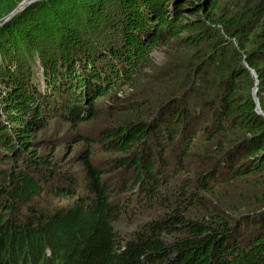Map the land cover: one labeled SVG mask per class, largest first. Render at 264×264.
I'll list each match as a JSON object with an SVG mask.
<instances>
[{
	"label": "trees",
	"instance_id": "16d2710c",
	"mask_svg": "<svg viewBox=\"0 0 264 264\" xmlns=\"http://www.w3.org/2000/svg\"><path fill=\"white\" fill-rule=\"evenodd\" d=\"M20 1L0 0V22ZM217 6L43 0L4 21L0 264H264V0L216 17ZM98 22L101 31L89 33ZM37 36L33 48L23 40ZM170 40L180 53L152 107L141 98L129 110L127 99L106 107L134 114L102 129L98 142L133 166L132 181L104 180L85 137V176L74 185L64 172L69 187L51 185L58 168L36 156L33 134L50 119L78 131L98 113L97 99L133 81ZM122 218L133 226L127 233Z\"/></svg>",
	"mask_w": 264,
	"mask_h": 264
},
{
	"label": "rangeland",
	"instance_id": "374dc122",
	"mask_svg": "<svg viewBox=\"0 0 264 264\" xmlns=\"http://www.w3.org/2000/svg\"><path fill=\"white\" fill-rule=\"evenodd\" d=\"M40 1L43 0H37L34 2H40ZM240 3H242V0H218V6L215 9L214 14L216 17L220 15L223 16L232 15L235 13V10L238 8ZM22 22L25 24L24 26H27L29 24V23L27 24V22H29L27 19L23 20ZM3 23L4 22H0V26ZM111 26H113V24L110 25L109 27ZM101 29H102L101 23L98 22L94 26L89 27L87 31L89 33L95 32L96 34V32L101 31ZM209 31L215 33L214 35L215 38H219L220 36H223L222 34L223 32L221 29H217L216 31H213L212 29ZM102 32L105 35L108 32V29H105ZM42 38L43 37L37 36V37H28V39L26 38L23 40L29 42L28 44H31L33 48L34 46L39 45V43L37 42ZM104 42L108 43V39L105 38L103 41H100L99 47L103 46ZM178 48H181V46L178 45L177 42L170 40L164 45H162L159 49L154 50L150 54V57H148L149 60L148 64L150 65H148L147 67H143L138 73V76L133 78V81L129 82L125 87L121 88V90L118 93H113L112 90V92L108 94L107 99L106 98L97 99L95 105L97 107L98 113H96L92 121H89L87 123H82L78 131H75L72 127L68 126L65 123L60 122L59 120L50 119L49 122H47L42 127L41 130L33 134L32 140L33 142H35V144L32 146V150L36 152V156L49 158V160L54 163L55 167L57 166L56 168H58L55 169L54 173L49 177L50 178L49 182L51 185L53 186L60 185L61 187L64 188L69 187L62 180V176L67 172L69 175L72 174L75 177L74 185L76 184V179L79 181L78 177L85 176V169L79 162V155L82 152H84L86 148L85 146L86 143L84 140L85 137H88L90 139L91 142H89V145L91 143L94 144L93 148L91 149V151L93 152L92 156L94 157L93 163L99 169L105 171L103 174L104 180H109L111 183H116V181L119 180L121 181L122 179L127 178V180L129 181L126 185H128L132 181L131 178L134 172L133 166L131 168L130 165L126 167H121L120 166L121 164L118 165L117 162L113 161V159L118 155H112L111 152L105 151L103 144H99L98 142L99 140H101L100 131L102 129L107 127L109 124L111 125L113 123L116 124V122L124 118L125 115H127L129 118L132 117L134 114L132 115V111L127 113L121 111H118L117 113H112L107 111L106 107H110V105L114 101V98L127 99V101H121L124 105L127 103L128 104L131 103L130 98L132 100L136 98L138 99L141 98L143 99L144 102L151 101V105H150L151 108L152 105L155 103V101L159 99V95L157 94V91L163 90V88H166V86L169 84V77H167L166 75L174 68L175 65L173 64L174 57L176 54L180 53V49ZM187 58L189 57L187 56L185 60H187ZM2 77H4L3 74ZM4 87L5 84L2 83V81L0 80V91L4 89ZM253 89H256V87H254ZM253 89L251 91L252 97H254ZM125 106L126 107L124 110H129L128 108L132 107L128 105ZM138 110H142V109H138ZM26 154L30 155V153H26ZM23 155L24 158L27 157V155L25 154H20L19 157H13V159L16 160V163H20L19 161H17V159L22 158ZM12 160L11 162H13ZM190 167L188 166L187 168ZM135 187H133L131 190L135 191ZM78 192H79L78 193L79 196L86 194L81 189H79ZM224 192L225 190H221V193L223 194V199L227 200L228 198L224 196ZM47 200L48 202L51 201V203L54 201L52 198H49ZM57 203H61V202L59 201ZM41 205H45V204L42 203ZM129 223L130 221L125 222V219L122 218L118 228L122 232L127 233L133 228L132 225H128Z\"/></svg>",
	"mask_w": 264,
	"mask_h": 264
},
{
	"label": "water",
	"instance_id": "95a60500",
	"mask_svg": "<svg viewBox=\"0 0 264 264\" xmlns=\"http://www.w3.org/2000/svg\"><path fill=\"white\" fill-rule=\"evenodd\" d=\"M34 1H37V0H22L20 1L17 6L10 12V14L4 19V21H7L9 20L10 18H12L15 14H17L18 12H20L21 10H23L27 5L33 3ZM3 21V22H4ZM253 76H255V73L252 72ZM255 93H256V89H253V99L255 101V104L257 105L258 104V100L255 96ZM257 112L262 114L264 116V113L260 111L259 108H257Z\"/></svg>",
	"mask_w": 264,
	"mask_h": 264
}]
</instances>
